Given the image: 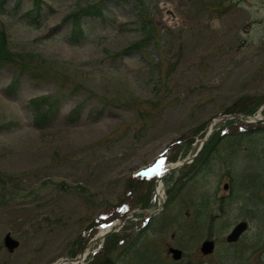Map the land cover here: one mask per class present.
I'll use <instances>...</instances> for the list:
<instances>
[{"label":"rangeland","instance_id":"374dc122","mask_svg":"<svg viewBox=\"0 0 264 264\" xmlns=\"http://www.w3.org/2000/svg\"><path fill=\"white\" fill-rule=\"evenodd\" d=\"M40 2L0 1L10 57L42 73L38 83L20 75L8 94L17 69L0 67V264H54L69 259L80 238L88 241L82 264H100L114 236L112 264H264V120L252 132L236 123L237 136L208 138L204 152L163 184L167 204L148 225L131 219L95 239L128 202L140 214L157 209L154 179L169 146L171 157L190 144L193 154L229 108L264 100V0ZM93 5L104 16L83 14ZM142 15L152 42L124 53L145 37ZM43 95L41 110L48 101L58 108L40 126L31 101ZM151 190L155 205L140 209L133 194ZM241 220L248 231L228 243ZM7 233L20 241L13 251ZM211 238L216 249L204 255ZM171 246L184 251L182 260Z\"/></svg>","mask_w":264,"mask_h":264},{"label":"trees","instance_id":"16d2710c","mask_svg":"<svg viewBox=\"0 0 264 264\" xmlns=\"http://www.w3.org/2000/svg\"><path fill=\"white\" fill-rule=\"evenodd\" d=\"M40 1L42 0H34L35 5L38 7L40 5ZM101 13L100 7L93 5V6H89L87 8H85L83 10V14H89V15H99ZM72 16V15H70ZM76 15H74V24L76 29L73 28V36L76 38L75 35L77 34H81L82 33V27L80 26V22L79 19L77 17H75ZM147 17V16H146ZM143 18V19H142ZM141 21H142V30H144L145 32V37L138 42H134L133 44H131V46H129L128 48L125 49L124 53H127L128 51L134 50V49H143L146 46V43L150 41V43L152 42V37H153V32H152V27L151 24H149V22H146L145 18L142 15ZM4 34H0V67L2 65L5 64H9L12 67H14L16 70V74L12 80V82L9 84L8 86V91L9 92H13L15 90V88L17 87V85L19 84V78L20 75L24 74V73H28L29 75H31L32 79L33 78H37V79H41V75L42 73L40 71H38L36 68H27V66H24V64L22 63H16L14 61V59L11 56V50L8 47V42L6 41V37L3 36ZM33 81H35L33 79ZM37 83V81H35ZM47 98L46 96H41L38 98H35L31 101L32 104H34V109H35V122L37 125H44V123H46V119H49L53 112L55 113V111L58 108V103H50L48 101V105H49V109L46 110H41L39 108L40 104H42L43 102H47ZM257 106H249L244 108L243 110L247 113H254L256 112ZM78 110V108H75L72 111V114L75 115L74 113H76ZM231 122H229V124H231ZM140 201L144 204L147 205L149 204V201L147 199L143 200L140 199ZM117 239V238H116ZM115 239V241H117ZM80 241V240H79ZM79 241L77 242L79 244ZM115 241H112L115 243ZM113 245V243H112ZM111 247V246H110ZM80 248H82V246H80L79 248L75 249L73 252L74 253L78 252V250H80ZM111 251V249H106V253L102 255V259L100 260V264H112L113 261L109 258V254L108 252Z\"/></svg>","mask_w":264,"mask_h":264},{"label":"water","instance_id":"95a60500","mask_svg":"<svg viewBox=\"0 0 264 264\" xmlns=\"http://www.w3.org/2000/svg\"><path fill=\"white\" fill-rule=\"evenodd\" d=\"M166 14L172 16L173 20H176V15H175L172 8H168L166 10ZM247 226H248V223L245 221L240 222L238 225H236L235 228L233 229V231L228 235V237H227L228 241L229 242L237 241L238 238L240 237V235L242 234V232L246 230ZM4 244L10 250L13 251L20 246V241L18 239H16L15 237H13L11 233H7L5 238H4ZM214 247H215L214 241L213 240H207L203 243L202 252L204 254L212 253L214 250ZM170 252L173 253V257L176 260H179L182 258L183 252L180 249L172 247V248H170Z\"/></svg>","mask_w":264,"mask_h":264},{"label":"bare ground","instance_id":"6f19581e","mask_svg":"<svg viewBox=\"0 0 264 264\" xmlns=\"http://www.w3.org/2000/svg\"><path fill=\"white\" fill-rule=\"evenodd\" d=\"M161 192H162V191H161V189L159 188V193L162 195ZM109 227H110L109 225H107V226H106V225H105V226H102L101 229H100V231H99V233L102 234V233L105 232Z\"/></svg>","mask_w":264,"mask_h":264}]
</instances>
